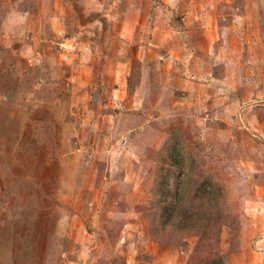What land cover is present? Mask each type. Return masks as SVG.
<instances>
[{
  "label": "rangeland",
  "instance_id": "1",
  "mask_svg": "<svg viewBox=\"0 0 264 264\" xmlns=\"http://www.w3.org/2000/svg\"><path fill=\"white\" fill-rule=\"evenodd\" d=\"M214 259L264 264V0H0V264Z\"/></svg>",
  "mask_w": 264,
  "mask_h": 264
},
{
  "label": "trees",
  "instance_id": "2",
  "mask_svg": "<svg viewBox=\"0 0 264 264\" xmlns=\"http://www.w3.org/2000/svg\"><path fill=\"white\" fill-rule=\"evenodd\" d=\"M180 198L177 197V201L175 202V204H172L171 208V212H170V216L171 218L174 216L176 210L178 209V207L180 206ZM208 264H223L222 259H214L213 261H211Z\"/></svg>",
  "mask_w": 264,
  "mask_h": 264
}]
</instances>
